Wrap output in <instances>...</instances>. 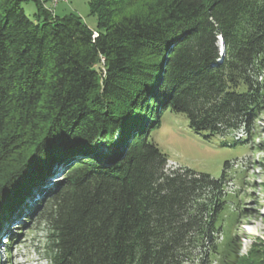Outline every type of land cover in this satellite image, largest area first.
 Listing matches in <instances>:
<instances>
[{
    "label": "trees",
    "instance_id": "trees-1",
    "mask_svg": "<svg viewBox=\"0 0 264 264\" xmlns=\"http://www.w3.org/2000/svg\"><path fill=\"white\" fill-rule=\"evenodd\" d=\"M91 7L95 29L43 0H0V232L39 215L51 264H226V215L252 209L223 194L224 175L168 167L152 135L171 112L211 143L249 141L264 114V0Z\"/></svg>",
    "mask_w": 264,
    "mask_h": 264
},
{
    "label": "rangeland",
    "instance_id": "rangeland-1",
    "mask_svg": "<svg viewBox=\"0 0 264 264\" xmlns=\"http://www.w3.org/2000/svg\"><path fill=\"white\" fill-rule=\"evenodd\" d=\"M43 2L60 18L75 15L90 28L97 27L98 16L92 11L91 0L61 1L57 5L53 0ZM24 9L35 20L36 4H26ZM217 39L223 52L221 38ZM243 134L239 131L228 137L226 145L211 143L189 126L184 115L168 112L152 139L167 155L168 167L190 169L214 179L224 175L223 194H230L238 203L244 201L245 207L252 209L244 218L238 217L237 208L230 216L226 215L225 230L232 228L234 232V249L226 264H264V114L257 119L249 141L234 145ZM62 175L56 174L52 184L62 180ZM38 216L21 217L6 232H0V264H51V230ZM5 250L11 255H6ZM222 260V257L213 259V264H222Z\"/></svg>",
    "mask_w": 264,
    "mask_h": 264
},
{
    "label": "built area",
    "instance_id": "built-area-1",
    "mask_svg": "<svg viewBox=\"0 0 264 264\" xmlns=\"http://www.w3.org/2000/svg\"><path fill=\"white\" fill-rule=\"evenodd\" d=\"M60 1H68L69 2V0H53V2H54L55 5L59 4Z\"/></svg>",
    "mask_w": 264,
    "mask_h": 264
},
{
    "label": "bare ground",
    "instance_id": "bare-ground-1",
    "mask_svg": "<svg viewBox=\"0 0 264 264\" xmlns=\"http://www.w3.org/2000/svg\"><path fill=\"white\" fill-rule=\"evenodd\" d=\"M61 2V1H60Z\"/></svg>",
    "mask_w": 264,
    "mask_h": 264
},
{
    "label": "water",
    "instance_id": "water-1",
    "mask_svg": "<svg viewBox=\"0 0 264 264\" xmlns=\"http://www.w3.org/2000/svg\"><path fill=\"white\" fill-rule=\"evenodd\" d=\"M237 210V209H236Z\"/></svg>",
    "mask_w": 264,
    "mask_h": 264
}]
</instances>
